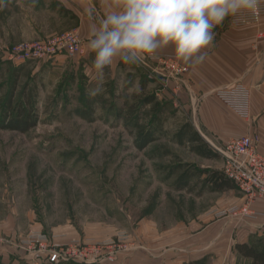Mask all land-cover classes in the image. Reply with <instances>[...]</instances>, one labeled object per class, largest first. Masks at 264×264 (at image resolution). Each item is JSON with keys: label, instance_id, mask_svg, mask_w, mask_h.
Here are the masks:
<instances>
[{"label": "rangeland", "instance_id": "1", "mask_svg": "<svg viewBox=\"0 0 264 264\" xmlns=\"http://www.w3.org/2000/svg\"><path fill=\"white\" fill-rule=\"evenodd\" d=\"M28 1L0 10V121L21 94L39 118L28 133L0 130V241L7 252L0 264H46L43 252L23 243L38 234L57 247L122 245L113 262L81 264H170V256L179 264L204 254L208 264H247L234 248L237 233L228 231L236 220L222 213L240 190L214 192L199 173L223 172L224 160L199 157L179 142L190 115L171 83L183 77L120 62L91 96L92 56L10 62L7 48L70 32L66 21L29 9ZM149 97L155 101L147 105ZM141 129L154 137L144 150L136 145ZM186 172L193 191H177ZM70 262L63 263L80 264Z\"/></svg>", "mask_w": 264, "mask_h": 264}, {"label": "crops", "instance_id": "2", "mask_svg": "<svg viewBox=\"0 0 264 264\" xmlns=\"http://www.w3.org/2000/svg\"><path fill=\"white\" fill-rule=\"evenodd\" d=\"M24 1L18 0L10 5H18ZM116 2L117 0H29L26 6L38 13H54L67 22L65 31L78 29L85 40L84 57L88 58L91 54L86 45L92 26L94 23L98 24L109 5ZM229 21L230 17L217 27L215 40L203 50L205 56L202 61L196 63L179 59L181 64L189 68V72L183 75L181 81H172L171 89L180 98L182 108L190 115L186 122H190L211 146L223 147L229 140L257 133L260 136L258 151L264 157V17L258 24L248 27L231 26ZM155 53L175 55L172 46L161 47ZM116 63L119 65L120 62H114L115 65ZM239 83L251 89L249 121L238 117L215 96L216 90ZM211 146L209 147L212 148ZM218 158L223 160L221 156ZM238 194L233 197L232 204L241 206L246 202V197L239 191ZM251 207L260 215L258 218H249L244 222L234 218L236 221L228 226L229 233L233 235L236 232L239 238L234 242V248L236 244L248 242L254 236H264V199L252 202ZM1 242L0 256L5 258L6 246L4 248ZM203 256L205 254L187 260L184 258L179 264H188ZM169 258L170 264H176L180 259L179 256Z\"/></svg>", "mask_w": 264, "mask_h": 264}, {"label": "built area", "instance_id": "3", "mask_svg": "<svg viewBox=\"0 0 264 264\" xmlns=\"http://www.w3.org/2000/svg\"><path fill=\"white\" fill-rule=\"evenodd\" d=\"M257 4L255 9H242L236 16L230 17V25L248 27L258 24L264 17V0H257ZM217 27L213 29V40L216 38ZM85 53L84 40L77 30L42 40L21 42L6 49L7 58L15 63L49 60L60 55L76 58L84 56ZM139 63L146 66L155 64L157 70L162 69V74L172 79H179L189 72V68L181 64L176 55L154 53L152 57H147ZM215 96L241 119L245 121L251 119V89L249 86L239 83L223 87L216 90ZM259 143L260 136L255 133L229 140L223 147L212 146L224 160L223 173L246 197L243 205L232 206L222 213L243 222L260 216L252 209L251 204L256 200L264 199V157L258 151ZM52 238L56 239L55 236ZM23 243L26 244V249L38 248L39 252L45 254L44 259L51 264L70 261L113 262L119 247L120 250L122 249V245L117 250H113L116 246L111 243L89 245L81 244L79 241H72L65 247H57L51 244L49 237L42 234L34 235ZM127 245L128 243L125 242L123 251H126Z\"/></svg>", "mask_w": 264, "mask_h": 264}, {"label": "clouds", "instance_id": "4", "mask_svg": "<svg viewBox=\"0 0 264 264\" xmlns=\"http://www.w3.org/2000/svg\"><path fill=\"white\" fill-rule=\"evenodd\" d=\"M257 6V0H117L93 24L87 41L96 83L89 94L102 90L105 70L114 62L138 63L164 46H172L180 60L199 63L216 26Z\"/></svg>", "mask_w": 264, "mask_h": 264}, {"label": "trees", "instance_id": "5", "mask_svg": "<svg viewBox=\"0 0 264 264\" xmlns=\"http://www.w3.org/2000/svg\"><path fill=\"white\" fill-rule=\"evenodd\" d=\"M17 1L18 0H0V10L4 5L14 4ZM24 95L21 94V99L18 102H15L14 105L12 98H10V104L8 108L9 116H5L3 119H1L0 130L28 133L38 126L39 118L34 113L32 102L29 101L28 98L26 100ZM144 101L145 104L149 105L153 103L155 99L149 97ZM178 139L180 143L188 142L193 145L192 150L200 157L205 159H215L219 157V154L214 152V150L209 147L208 143L201 137V135L195 130L190 122L184 124L178 134ZM136 141V145L140 150L146 149L154 142L153 131L145 129L139 130ZM199 173L207 177L205 183L210 185L211 190L214 192H223L237 189L235 183L227 178L225 174L219 170H215L213 172L201 170ZM175 188L177 191H193L189 172H186L178 177ZM235 250L239 257L245 260L247 264H264V236H254L250 238L248 242L238 243L235 245ZM79 263L81 264V262ZM208 263L209 256L205 255L200 259L190 261L188 264ZM46 264L51 263L47 262Z\"/></svg>", "mask_w": 264, "mask_h": 264}]
</instances>
